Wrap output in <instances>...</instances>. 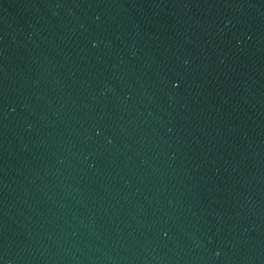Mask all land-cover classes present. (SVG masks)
Returning a JSON list of instances; mask_svg holds the SVG:
<instances>
[{"label":"water","instance_id":"obj_1","mask_svg":"<svg viewBox=\"0 0 264 264\" xmlns=\"http://www.w3.org/2000/svg\"><path fill=\"white\" fill-rule=\"evenodd\" d=\"M0 264H264V0H0Z\"/></svg>","mask_w":264,"mask_h":264}]
</instances>
